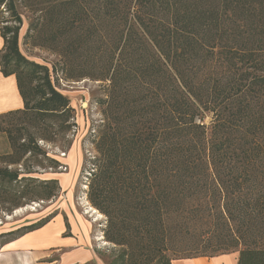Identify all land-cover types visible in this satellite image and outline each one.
<instances>
[{
  "label": "trees",
  "instance_id": "16d2710c",
  "mask_svg": "<svg viewBox=\"0 0 264 264\" xmlns=\"http://www.w3.org/2000/svg\"><path fill=\"white\" fill-rule=\"evenodd\" d=\"M18 2L0 0V72L15 77L23 108L0 117L31 120L50 140L54 124L71 130L74 110L49 70L21 55ZM44 10L69 78L104 84L87 193L113 246L96 252L104 264L234 253L264 264V0H49ZM6 133L10 164L44 156L36 133ZM19 178L0 169V182L18 184L7 213L34 198V179ZM43 184L41 200L55 198L57 180ZM54 216L0 233V250Z\"/></svg>",
  "mask_w": 264,
  "mask_h": 264
},
{
  "label": "rangeland",
  "instance_id": "374dc122",
  "mask_svg": "<svg viewBox=\"0 0 264 264\" xmlns=\"http://www.w3.org/2000/svg\"><path fill=\"white\" fill-rule=\"evenodd\" d=\"M48 1L19 0L17 3V10L22 19L18 48L25 59L49 70L52 85L70 101V107L74 110V126L68 133L61 134L54 124L49 135L50 140H41L38 136L39 130L33 126L31 120L21 116L0 117V169L17 171L20 178L30 177L34 180H27L25 183L31 188L36 187L34 190H28L34 195L31 199L33 202L26 196L21 200V207L7 213L6 209L13 204V193L5 192L14 191L18 184L13 183L10 186L0 182V200L4 201L0 203V233L29 226L52 214L56 217L62 214V210L57 207L66 204L73 206L84 220L93 226V235L100 239V252L108 253L113 246L104 240L106 218L92 207L87 197L91 160L96 156L93 140L97 127L104 119V108L98 105V101L104 99V84L89 78H69L70 72L66 70L63 60L49 43V33L52 29L46 26L47 17L44 10ZM28 28L31 29L28 31ZM70 62L75 63V58ZM72 73L74 72H71V75ZM209 122L210 118H206L205 123ZM6 131L14 138L22 137L24 140L36 133L34 141L45 153L44 156H32L28 153L19 162L10 164L17 157L10 148ZM49 159L57 161L59 166L50 168ZM27 172L30 174H24ZM47 180H57L59 186L58 194L49 201L41 200L48 192V188L43 184ZM25 183L22 182L21 185ZM22 188L23 186L20 191ZM25 203L27 204L23 206ZM91 208L101 217L90 212ZM63 218L67 230L65 235L69 236L67 218Z\"/></svg>",
  "mask_w": 264,
  "mask_h": 264
},
{
  "label": "crops",
  "instance_id": "0c3cea01",
  "mask_svg": "<svg viewBox=\"0 0 264 264\" xmlns=\"http://www.w3.org/2000/svg\"><path fill=\"white\" fill-rule=\"evenodd\" d=\"M2 45L0 36V50ZM22 108L15 77H3L0 72V116ZM57 208L62 210V214L42 228L4 245L0 250V264H104L96 253L101 248L100 239L92 233L93 226L73 206L61 204ZM63 217L67 218L69 236L65 235L67 230ZM236 261L237 254L234 253L174 260L171 264H236Z\"/></svg>",
  "mask_w": 264,
  "mask_h": 264
},
{
  "label": "bare ground",
  "instance_id": "6f19581e",
  "mask_svg": "<svg viewBox=\"0 0 264 264\" xmlns=\"http://www.w3.org/2000/svg\"><path fill=\"white\" fill-rule=\"evenodd\" d=\"M90 212H93L95 215H98V217H101V215H99L95 210H93L92 208L90 209ZM96 218V217H95Z\"/></svg>",
  "mask_w": 264,
  "mask_h": 264
}]
</instances>
